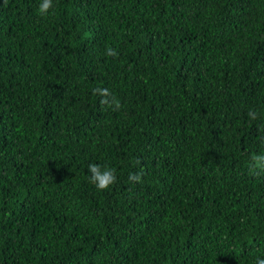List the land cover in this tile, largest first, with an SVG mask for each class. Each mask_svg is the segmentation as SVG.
Segmentation results:
<instances>
[{
  "label": "trees",
  "instance_id": "trees-1",
  "mask_svg": "<svg viewBox=\"0 0 264 264\" xmlns=\"http://www.w3.org/2000/svg\"><path fill=\"white\" fill-rule=\"evenodd\" d=\"M41 3L0 0V264L264 259V0Z\"/></svg>",
  "mask_w": 264,
  "mask_h": 264
},
{
  "label": "clouds",
  "instance_id": "clouds-1",
  "mask_svg": "<svg viewBox=\"0 0 264 264\" xmlns=\"http://www.w3.org/2000/svg\"><path fill=\"white\" fill-rule=\"evenodd\" d=\"M53 7V0H42L39 5V14L41 16H47L49 10ZM106 54L111 57L118 55L117 51L109 47L106 49ZM94 94L102 97L101 104L113 110H119L121 105L119 100L113 95V93L107 88H96L93 90ZM248 115L251 119H257L258 114L254 110H250ZM253 168L264 171V155L252 156ZM90 176V182L100 191L108 190L112 185L117 182L116 170L114 168L102 167L97 164H90L88 169ZM141 173H132L129 179L133 182H139L141 180ZM256 264H264V259L258 258Z\"/></svg>",
  "mask_w": 264,
  "mask_h": 264
}]
</instances>
